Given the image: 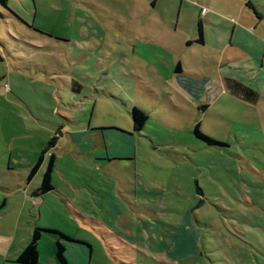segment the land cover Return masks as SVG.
Returning a JSON list of instances; mask_svg holds the SVG:
<instances>
[{
  "label": "rangeland",
  "instance_id": "1",
  "mask_svg": "<svg viewBox=\"0 0 264 264\" xmlns=\"http://www.w3.org/2000/svg\"><path fill=\"white\" fill-rule=\"evenodd\" d=\"M186 1L179 7L178 0H160L150 9L134 0H8L14 16L0 5V264H18L34 227H55L89 245H68V264H82V251L83 264H264V84L254 104L221 94L197 114L162 77L172 58L192 72L215 74V35L229 37L219 25L247 24L264 39V21L253 23L246 0ZM251 2L264 10V0ZM200 8L207 12L199 15ZM198 18L205 44L188 47ZM262 65L264 72V57ZM130 74L168 92L183 117L171 123L175 129L150 121L149 134L133 138L136 159L115 185L90 155L72 158L65 145L81 128L92 137L97 128L130 133L121 102L128 93H120L133 84ZM196 123L225 146L197 138ZM53 135V173L63 171L69 187L53 181L62 196L33 198L47 163L41 152ZM158 139L165 144L151 150ZM192 179L202 188L196 207ZM108 202L128 212L109 214ZM134 204L152 212L133 213ZM55 237L41 232L39 264H58Z\"/></svg>",
  "mask_w": 264,
  "mask_h": 264
},
{
  "label": "crops",
  "instance_id": "2",
  "mask_svg": "<svg viewBox=\"0 0 264 264\" xmlns=\"http://www.w3.org/2000/svg\"><path fill=\"white\" fill-rule=\"evenodd\" d=\"M7 1L8 0H5V6H1H3V8L6 9L10 14H18L17 10H14L15 8L7 4ZM159 1L160 0H134L136 5L138 6L142 4L146 6V4H149L150 9L154 8ZM194 1L196 4H201V0ZM249 1L250 3H252L251 0ZM183 2L187 1L178 0L179 7H181V4ZM253 6L252 8L248 7V10L252 9L253 11L255 9V11L259 13L264 12V10L258 11V9L255 6L253 8ZM202 9L203 8H200L199 15H201ZM206 12L207 11L205 10L204 14ZM254 18L253 23L255 25L259 24V22L263 23L264 21L257 17L255 19ZM198 20L203 25L202 41L200 43L195 42L194 39L196 38V36L185 37L190 41L189 43H187L188 47L191 44H195L200 47L204 46L205 44V37L203 33L205 24L202 23V20L200 18H198ZM115 22H117V20ZM206 23L209 24L211 22ZM219 27H226L227 30L229 29V37L228 39H222L223 34L220 30H218L215 35L216 37L214 41L217 44L214 48L216 59L213 61L214 66L217 70L215 74H213V72H207L206 74L192 72L182 66V62L180 61V59L172 58L169 62L170 66L165 67L166 70L163 74L164 76L162 75L164 84H166L171 90H174V92H176L182 98H184L193 108L196 109L195 113L197 114H200L201 112H204L206 109H208L210 104L214 102L221 94L228 96L229 98L240 99L245 103L254 104L259 97V94L257 92L258 88L260 87V85L262 86L264 84V72L262 70L264 57V39L259 38V36L255 35L253 33V30H250V27H248L247 24L246 26H244L241 23H231L230 26L219 25ZM176 64L178 65L177 69L175 68ZM168 67L170 68L168 69ZM130 76L133 79V84L129 86L130 88L129 90H126L127 92L120 89L121 94L128 93L125 98L121 99V102L123 104V107L125 108V111L127 112L126 117H129L128 111L131 106L137 107L146 114L147 118L142 128L139 131H133L131 120L129 117V119L126 118L128 127L125 129H127V131H129L130 133L113 128H97L92 130L96 133V136L92 137L88 136V129H85V131H83V128H81L80 131L76 130L72 131V133H69L71 141L67 144V146L65 145L66 151L73 153L71 156L72 158L81 159L87 154L90 155V157L94 160L95 164L93 166L95 169L97 167L101 168L103 172L106 173L107 171L108 173H111L112 176H115L114 179L117 180V184L115 183V185L122 183L123 177L121 175V170L123 168H127L130 162L134 163V160L136 159L137 148L134 147L133 138L137 136L144 139V137L149 134L147 125L152 120L162 128L175 129V127L170 126L171 123L176 124V120H178L179 117H183V110L175 104L168 92H157L155 88L148 86L144 81H142L137 74H130ZM175 126L177 128V125ZM143 135L145 136L143 137ZM79 141H82L81 145H77V142ZM153 141L154 140L150 141L152 145L150 148L151 150H155V148L165 144L161 142L160 139L157 140L158 142ZM79 146H81L82 148ZM54 149H56V144L50 150H48L44 158L46 159L49 153H51L54 156L55 162L57 157L53 152ZM124 160H126V164L122 163L124 162ZM41 161H43V156L41 158ZM100 162H107V167L105 163L101 164ZM53 170L54 169H52L51 172L52 189L50 191H54L58 193L59 196H62V194L57 190L58 188L52 182L61 181L67 184V186L69 187L68 183L66 182L67 177L64 176L63 171L59 169L56 170L59 172V176H57L55 173H53L55 172V170ZM133 175L135 177L138 176L134 172ZM39 183H36L34 186H32L33 189L31 190V193L39 186ZM92 188L95 192L99 190V188ZM133 190L134 195H136L137 188H134ZM31 195L33 196V198H36L37 196L43 197L41 194ZM99 195L103 199H105L106 197H110L112 200H116L114 196L111 194L109 195V193L105 196H103L102 194ZM63 200H65V202L67 203L70 211H72L77 216L84 217L83 215L78 214V210L68 199L64 198ZM114 202H117V200ZM114 202H108L110 206L106 205L103 208L104 211H107L109 214H116L115 216H119L122 214L125 215L126 212H128L126 211V209L121 210V207ZM144 210L147 213L152 212V209L145 207V205L136 207L135 204L133 205V209L131 212L146 213ZM72 244L74 246L77 245V243H71V245ZM72 246H70V248H72ZM81 254L82 256H80L81 260L79 263L82 262L83 264V251L81 252Z\"/></svg>",
  "mask_w": 264,
  "mask_h": 264
},
{
  "label": "trees",
  "instance_id": "3",
  "mask_svg": "<svg viewBox=\"0 0 264 264\" xmlns=\"http://www.w3.org/2000/svg\"><path fill=\"white\" fill-rule=\"evenodd\" d=\"M0 5L5 6V0H0ZM245 5L249 8H252V4L250 3L249 0H246ZM253 13L255 14L257 18L264 20V12L259 13L255 11L254 9ZM194 41L197 43H200L202 41V28H201V23L199 20L196 21V38L194 39ZM175 68L176 69L178 68L177 64L175 65ZM128 114L131 120L132 130L139 131L146 121V118H147L146 114L135 106L130 107ZM193 133L197 138H199L200 140H202L208 145L225 146L224 142L216 140L214 138H210L206 136L205 134H203L198 128V123L194 124ZM56 140H57V137L55 135L51 136L46 142V145L44 146L41 154L48 152V150H50L55 145ZM41 158H42V155L39 156L37 160L34 162V164L31 166L29 170L28 178L37 169L41 161ZM53 163H54V156L53 154L49 153L47 157V163L42 173L39 186L32 192V194H43L52 189L51 172L54 166ZM193 182H194L193 192L195 195L198 196L196 204L194 205V207H196V206H199L201 203L199 196H202V188L197 184L195 179H193ZM41 232H47V233H52V234L57 235V237H55L54 239L55 240L54 254H55V259L58 262V264H67V260L65 257V251L67 250V247L69 244L77 243V244L89 246L84 242V240L68 236L64 234L63 232H61L60 230H57L54 228L34 227L30 234L28 242L17 254L14 260L16 263L18 264H39L38 253H37L36 248H37V242L40 238ZM113 234L120 236L118 235L117 232H113Z\"/></svg>",
  "mask_w": 264,
  "mask_h": 264
},
{
  "label": "built area",
  "instance_id": "4",
  "mask_svg": "<svg viewBox=\"0 0 264 264\" xmlns=\"http://www.w3.org/2000/svg\"><path fill=\"white\" fill-rule=\"evenodd\" d=\"M204 10L202 9V11L201 12H203Z\"/></svg>",
  "mask_w": 264,
  "mask_h": 264
}]
</instances>
